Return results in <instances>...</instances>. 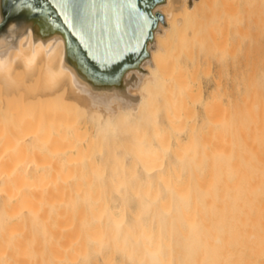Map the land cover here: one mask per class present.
<instances>
[{
    "label": "bare ground",
    "instance_id": "bare-ground-1",
    "mask_svg": "<svg viewBox=\"0 0 264 264\" xmlns=\"http://www.w3.org/2000/svg\"><path fill=\"white\" fill-rule=\"evenodd\" d=\"M67 3L0 0V264H264V0Z\"/></svg>",
    "mask_w": 264,
    "mask_h": 264
},
{
    "label": "rangeland",
    "instance_id": "rangeland-1",
    "mask_svg": "<svg viewBox=\"0 0 264 264\" xmlns=\"http://www.w3.org/2000/svg\"><path fill=\"white\" fill-rule=\"evenodd\" d=\"M243 2H244V0H243ZM16 7V6H15ZM129 12H127L125 15H127ZM129 15V14H128ZM202 15H200V17H201ZM199 17V18H200ZM130 19H131V21L133 22V23H136L137 22V18H136V15H135V13L134 14H132L131 15V17H130ZM261 43H262V40H261ZM246 45V46H245ZM245 45H244V47H243V51L240 49L239 51H237L238 53H237V55L239 56H237V58H240L239 60H241V61H243V62H245V63H243V62H241V66L243 67L242 68V74L244 75H242L240 72H238L237 71V68H238V65L237 64H234V63H231L232 62V60H230L231 58H229V62L231 63H229L228 65H230V66H228V71H227V80L230 82H232V83H238V84H236L235 86H234V89L232 88L231 90H232V92L233 93H235V95H239V94H246V92H248V94H253V95H249V96H253V97H255L256 99H257V96L256 95H258V93L260 92V87L258 86L259 85V77H260V75H261V73H262V67H263V64L261 63V61H262V59H261V57L259 56L258 57V51H257V49H256V45L254 44H252V46L251 45H249V41L247 42L246 41V43H245ZM245 51H247V52H245ZM254 51V52H253ZM241 52V53H240ZM252 54V55H251ZM255 55H257V57H258V59H257V57L255 56ZM248 56V57H247ZM254 60V61H253ZM247 62V63H246ZM252 62V63H251ZM262 64H260V63ZM243 63V64H242ZM233 64V65H232ZM244 65V66H243ZM261 65V66H260ZM234 66V67H233ZM251 66V67H250ZM213 67H215V64L213 65ZM233 68V69H232ZM251 68H253L252 70H251ZM235 69V70H234ZM244 69V70H243ZM248 69V70H247ZM215 71V70H214ZM229 73V74H228ZM237 73V74H236ZM240 75H239V74ZM226 74L224 75V76H226ZM232 74V75H231ZM235 74H236V76H235ZM205 73H202L201 74V81H203V83H204V81H205ZM233 76H234V78H233ZM239 76H242V77H239ZM230 77V78H229ZM233 78V79H232ZM241 78H244V79H241ZM236 79V80H235ZM246 79V80H245ZM249 79V80H248ZM257 79V80H256ZM245 80V81H244ZM256 81L255 82V84H253L254 83V81ZM247 81V82H246ZM248 81H250V83L248 82ZM230 82V83H231ZM243 82L245 83V85L243 84ZM231 83V84H232ZM237 85H240V86H238L239 87V90H237L238 89V87H236ZM252 85H254V86H252ZM248 88V89H247ZM252 88V89H251ZM256 89V90H254L253 91V89ZM247 89V90H246ZM249 89L251 90V91H249ZM259 90V91H258ZM240 91V93L238 94V92ZM253 91V92H252ZM254 92H255V94H254ZM255 95V96H254ZM250 98V97H249ZM248 98V101H247V104H248V106H253L254 104H253V102H251L250 103V101H251V98L249 99ZM255 98H252V100H255ZM241 102V101H240ZM242 103V102H241ZM243 104V103H242ZM242 104H240V105H242ZM251 104V105H250ZM252 129V130H251ZM253 131V132H252ZM254 128H250V130H248V135H247V138H246V140L245 141H247V142H245L246 144L245 145H247V146H249L250 145V150L252 149V148H254V150L252 151V158L250 157L251 156V151H249V149L247 150V152H246V150H243V154L244 153H246V156L247 155H250L249 157L251 158V160H250V158L249 157H247L246 158V156H245V158H246V160L245 161H247L248 159L250 160L249 162L250 163H247V162H245L246 164H248L249 166H251V167H249L248 168V170L250 169L251 171H253L252 173H249L248 172V170H247V165H245V163H244V165L246 166L245 168V170H247V172H248V174H249V176L252 174V175H254V167L256 168L257 167V165H256V163L258 162V160L257 161H255V160H253V158L255 157V155L257 156V154L259 153V155H260V151H257L256 153H255V151L257 150V148L255 149V147L258 145V147H259V144L257 143V141H256V139H254ZM249 133H254L252 136V139H254L255 140V144H254V140L253 141H251V134H250V137H249ZM249 139H250V141L251 142H253V143H251L250 141H249ZM250 143V144H249ZM251 145H252V147H251ZM245 149H247L246 147H244ZM259 149V148H258ZM245 151V152H244ZM47 154V156H48V154L49 153H46ZM45 154V155H46ZM49 156H51V154H49ZM46 157V156H45ZM257 157H259V156H257ZM257 157H255V158H257ZM50 158V157H49ZM244 158V159H245ZM254 158V159H255ZM258 159V158H257ZM244 161V160H243ZM254 162H256L254 165L252 164V163H254ZM251 164V165H250ZM251 168H253V169H251ZM256 172H257V168H256V170H255ZM255 172V173H256ZM251 175V179H249V180H251L250 182H254V179L252 178V177H254L255 179H256V176H252ZM256 175V174H255ZM248 176V177H249ZM250 178V177H249ZM249 182V183H250ZM251 184V183H250ZM252 186H253V184H251ZM254 186H255V184H254Z\"/></svg>",
    "mask_w": 264,
    "mask_h": 264
},
{
    "label": "water",
    "instance_id": "water-1",
    "mask_svg": "<svg viewBox=\"0 0 264 264\" xmlns=\"http://www.w3.org/2000/svg\"><path fill=\"white\" fill-rule=\"evenodd\" d=\"M112 3V5H115L118 3V0H68L67 5L69 6L72 14L77 17L80 24H84L86 21L85 16V9L88 6H96L98 7L97 14H99L101 11H106L105 5ZM134 11H131L129 13V17H131L132 14H134ZM133 23V22H132ZM135 24V23H133Z\"/></svg>",
    "mask_w": 264,
    "mask_h": 264
}]
</instances>
